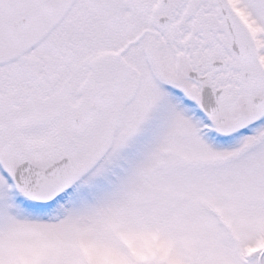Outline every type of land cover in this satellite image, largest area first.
<instances>
[{
  "label": "snow or ice",
  "instance_id": "6c2138e0",
  "mask_svg": "<svg viewBox=\"0 0 264 264\" xmlns=\"http://www.w3.org/2000/svg\"><path fill=\"white\" fill-rule=\"evenodd\" d=\"M0 264H264V0H0Z\"/></svg>",
  "mask_w": 264,
  "mask_h": 264
}]
</instances>
